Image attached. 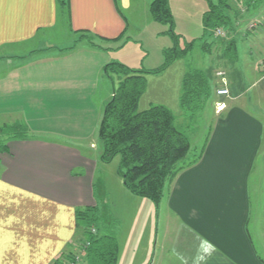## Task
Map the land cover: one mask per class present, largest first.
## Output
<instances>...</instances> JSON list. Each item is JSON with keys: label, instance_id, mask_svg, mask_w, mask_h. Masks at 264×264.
I'll return each instance as SVG.
<instances>
[{"label": "crops", "instance_id": "obj_1", "mask_svg": "<svg viewBox=\"0 0 264 264\" xmlns=\"http://www.w3.org/2000/svg\"><path fill=\"white\" fill-rule=\"evenodd\" d=\"M235 3L226 12L232 50L210 38L207 68L185 59L146 76L140 110L162 105L181 115L189 66L209 77L214 69L209 102L217 99L201 160L179 173L157 207L123 182L109 190L97 177L106 102L92 99L109 90L105 67L115 59L107 45L125 33L132 1L69 0L63 14L57 0H0V111L14 116L0 128L28 129L24 138H5L0 152V264H53L76 254L77 212L101 205L118 224L115 264H264V165L256 166L264 121L254 112L264 113V31L248 29L264 19V0ZM80 121H95V139Z\"/></svg>", "mask_w": 264, "mask_h": 264}, {"label": "trees", "instance_id": "obj_2", "mask_svg": "<svg viewBox=\"0 0 264 264\" xmlns=\"http://www.w3.org/2000/svg\"><path fill=\"white\" fill-rule=\"evenodd\" d=\"M61 13L69 10V0H57ZM170 0H154L150 5V14L154 21L170 25L169 34L174 46L164 50V64L155 70H133L120 63H110L105 67V76L118 85L114 89L111 101L106 105L101 120L98 136L103 149L102 161L108 163L120 156L119 176L124 180L126 188L135 196L146 198L158 207L167 189L183 170L196 165L202 158L206 145L199 151L193 149L189 135L185 130L191 129L199 114L212 96V87L206 72L189 66L182 83L180 109L185 118L182 124L169 108L152 105L140 110L139 102L147 91L148 75H160L175 62L185 59L194 49L197 40L180 45V36L174 32V19L169 6ZM210 9L203 16V37L207 41L217 38L219 28L229 29L231 33L233 21L227 15V0H211ZM230 35V34H229ZM123 37V36H122ZM119 37L118 40H121ZM201 37V38H203ZM202 40V39H200ZM227 50L233 49L229 41ZM90 43L98 46L92 39ZM212 44L203 46L204 52ZM186 127V128H185ZM28 129L23 124L0 128V136L9 139L26 137ZM5 145H0V152ZM192 151L195 154L192 155ZM102 223L98 207H90L77 212V224L83 232L82 244L88 264H115L118 246L116 229L117 222L109 227L103 226V235L96 234ZM87 244H89L87 246ZM61 255L53 264H76L71 254Z\"/></svg>", "mask_w": 264, "mask_h": 264}, {"label": "rangeland", "instance_id": "obj_3", "mask_svg": "<svg viewBox=\"0 0 264 264\" xmlns=\"http://www.w3.org/2000/svg\"><path fill=\"white\" fill-rule=\"evenodd\" d=\"M131 1H132L131 9L123 10V17L125 18V22H127V29L125 30V33H123L122 39L118 41H114L110 45H107L110 46L109 48H112L114 50L112 56L115 59V61L113 62L123 64L133 70L147 71V70L158 69L164 64V54H163L164 50L170 49L174 46V41L172 40V37L169 34L171 27L170 25L160 24L153 20L149 12V4H151V1L154 0H131ZM211 1L214 4L218 2V0H211ZM227 1L229 4L227 11L230 9L232 11H235L236 10L235 0H227ZM236 1L237 3L241 2V0H236ZM169 6L174 19V28H173L174 32L176 35L180 36V40H181L180 45L184 47L185 43L197 40L194 49L185 59L191 62L192 67L198 66L201 68L205 64L206 67L204 68H207L206 62L202 61L203 60L202 56L203 57L205 56L202 47L207 45V41L209 40L208 39L207 41H205V39L208 37L207 36L203 37L204 34L203 16L205 12H207L210 9V3L208 2V0H170ZM242 25L243 24H239V26L235 27L234 29L235 30H237V28L240 29ZM229 36L228 38H219L217 36L216 37L218 40L223 39L225 41H228ZM209 65H211V62L209 63ZM213 70L214 69H212L211 71V76L213 74ZM208 75H210V73ZM106 79L109 90L106 92V94L93 95V99H92L93 104H95L94 102H96V104L100 105L99 102L100 103L106 102L105 105H103L106 106L108 104L107 102L111 101L114 94V89L118 85V79L116 76H114V80L108 78L107 76ZM216 100L217 99L214 98L211 101V103L208 101L205 105V108L201 111V113L199 114L196 122L193 124L191 129L185 130V132H187V134L189 135L191 144L193 146V149L195 150L198 149L200 151L203 148V146L207 144L209 136L215 127L217 121V117L214 116L215 111H217L215 104ZM171 111H173V113L176 115L177 123L179 125L186 121L185 118L183 117V114L179 115L175 113L174 110ZM254 112L257 114V116H259V118H261L264 121V113L261 115L256 111ZM26 113L27 115L25 116L30 117L31 116L30 114L32 112L29 111ZM10 118H14V116L10 114H5L4 111L3 112L0 111V126H3L5 122L8 121ZM80 123H81V128L84 130L85 135L95 139L97 136L95 121H80ZM4 139L5 137L0 136V145L2 144L5 145ZM263 153L259 157V160L256 165L257 168L258 166L260 167L264 165ZM193 154H195V151L194 152L192 151L191 157ZM119 166H120V156L114 157L112 161L108 163L104 161L99 162L97 177L101 175L106 179L109 190L112 188L111 185H113L114 182L116 181H121L124 183L123 178L119 176L118 173ZM161 202H163V200ZM98 208L101 211L102 223L101 225H99L100 230L96 235L101 237L104 233L103 226H106V223H109V220H107L105 216V209L107 208L102 205H101L102 209L100 208V206ZM110 225H112V223H109L108 227ZM115 232L117 233V230ZM83 239H84L83 232L81 231L79 232V236L77 239L76 254L74 253L65 254V255L71 254L72 256H74L76 258V264H88V260L86 259L85 255H81V253L84 252L83 249L85 247L82 244V241H84Z\"/></svg>", "mask_w": 264, "mask_h": 264}, {"label": "built area", "instance_id": "obj_4", "mask_svg": "<svg viewBox=\"0 0 264 264\" xmlns=\"http://www.w3.org/2000/svg\"><path fill=\"white\" fill-rule=\"evenodd\" d=\"M248 29L250 31H264V19L260 21H252L248 25ZM230 32L229 29L226 28H219L216 31V36L219 38H228ZM219 76H222V73L219 74ZM218 96H229V91L227 89H220L217 91ZM224 106H218V109L220 110ZM89 244H87L88 246Z\"/></svg>", "mask_w": 264, "mask_h": 264}]
</instances>
